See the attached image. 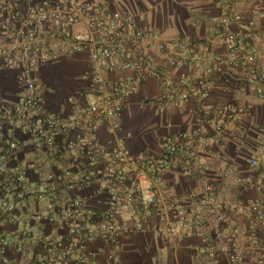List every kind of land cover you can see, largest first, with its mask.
I'll use <instances>...</instances> for the list:
<instances>
[{"label": "built area", "instance_id": "2783aa9c", "mask_svg": "<svg viewBox=\"0 0 264 264\" xmlns=\"http://www.w3.org/2000/svg\"><path fill=\"white\" fill-rule=\"evenodd\" d=\"M201 1L213 26L206 40L166 39L108 0H0V68L16 73L19 88L14 101L0 93V264H121V240L143 232L164 241L199 238L206 264L220 257L264 264V209L252 200L238 210L221 201L219 183L199 160L212 147L221 158L251 110L213 101L217 86L237 78L264 103L255 20L264 18V0ZM76 56L89 59L88 69L56 111L37 68ZM150 80L159 93L140 100L141 109L191 111L195 123L165 138L158 152L133 153L122 115ZM259 167L264 152L231 167L241 194H264V172L243 176ZM174 172L193 183L183 195L164 181Z\"/></svg>", "mask_w": 264, "mask_h": 264}, {"label": "crops", "instance_id": "0c3cea01", "mask_svg": "<svg viewBox=\"0 0 264 264\" xmlns=\"http://www.w3.org/2000/svg\"><path fill=\"white\" fill-rule=\"evenodd\" d=\"M26 1V0H21ZM131 1V0H130ZM133 1V0H132ZM113 9L130 11L129 8L112 6ZM143 10L136 5H129L139 23L146 28H156L164 33V38L174 26L176 36L181 35L194 40H206L213 37V26L207 21V5L201 0H145ZM166 9L174 16V23L164 15ZM156 19H162L155 21ZM259 42L264 43V18L257 17ZM172 34V33H171ZM225 47L216 45V53L224 54ZM89 59L86 56L63 58L57 62H46L38 66L36 77L50 107L61 111L68 106L67 98L81 85V76L88 69ZM228 82L217 86L212 93L213 101L234 102L250 106L243 131L227 137L221 148L222 157L218 158L217 148L212 147L208 153H201L199 160L208 167L211 178L219 183L218 198L234 210L246 201H257L264 209V194L257 190L240 193L234 185V176L230 169L234 165H243L249 158L264 152V103L251 90H243L237 78H227ZM0 93L6 100H16L19 88L16 73L0 68ZM159 93L157 84L150 80L144 84L137 96L122 115L124 136L133 153L160 151L162 141L174 137L195 123L191 111L169 110L164 115H157L152 109H141L138 102L151 98ZM264 172L262 167L256 170H244L246 179L257 178ZM165 183L176 195H183L193 187V183L174 172L167 174ZM234 218L246 228V219L242 214ZM227 227V226H226ZM226 227L224 230H226ZM213 238L216 234H212ZM221 245H225L220 241ZM204 243L199 238L179 236L171 241H164L152 233H138L125 236L119 245L117 254L121 264H206L202 250ZM219 264H228L226 258L220 257Z\"/></svg>", "mask_w": 264, "mask_h": 264}, {"label": "rangeland", "instance_id": "374dc122", "mask_svg": "<svg viewBox=\"0 0 264 264\" xmlns=\"http://www.w3.org/2000/svg\"><path fill=\"white\" fill-rule=\"evenodd\" d=\"M110 1V4L112 5V6H114V7H116V6H120V5H124V7H127V8H129V10L130 11H132L131 9H130V7H129V5H136V6H138V8H140V9H142L143 10V5H145L146 3H145V0H109ZM166 17H167V19L171 22V24H173L174 23V16H173V14H171L170 12H169V9H166V12H165V14H164ZM155 21H159L160 23L163 21L162 19H156ZM170 31L169 32H165V34H169V35H173V36H176V29L174 28V26L172 27V28H170L169 29ZM172 33V34H171ZM163 35V37H164V33L162 34Z\"/></svg>", "mask_w": 264, "mask_h": 264}]
</instances>
